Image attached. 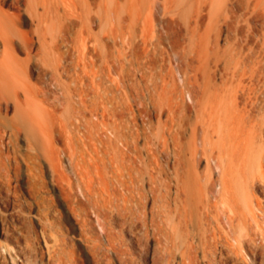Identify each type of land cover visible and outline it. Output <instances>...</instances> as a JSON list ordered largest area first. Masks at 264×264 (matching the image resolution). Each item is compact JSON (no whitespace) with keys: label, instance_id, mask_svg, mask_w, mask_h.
Returning a JSON list of instances; mask_svg holds the SVG:
<instances>
[{"label":"rangeland","instance_id":"374dc122","mask_svg":"<svg viewBox=\"0 0 264 264\" xmlns=\"http://www.w3.org/2000/svg\"><path fill=\"white\" fill-rule=\"evenodd\" d=\"M73 2L0 0V264H178L160 201L177 156L192 163L194 101L207 140L264 155V0ZM251 195L264 227V185Z\"/></svg>","mask_w":264,"mask_h":264},{"label":"bare ground","instance_id":"6f19581e","mask_svg":"<svg viewBox=\"0 0 264 264\" xmlns=\"http://www.w3.org/2000/svg\"><path fill=\"white\" fill-rule=\"evenodd\" d=\"M62 1L69 8H71L75 4L73 0H62ZM29 13L32 18H36V19L38 18L37 14L33 15L30 11ZM38 41L41 46H44L46 43L45 36L39 35ZM2 42H3L4 52L7 55H10L11 57L15 58L16 56L14 54V46L16 45V41L14 35L10 33L7 34L2 38ZM32 43L33 42L29 37L23 36L22 46L25 49V51H27V54H29L28 51L30 50ZM194 103H195L194 105L196 106L194 107L196 108L195 110L196 117L194 116L196 118V119L194 118L195 122L191 120L192 124H190V122H189L190 125L188 124L190 128L188 125L186 126L189 128L188 129L189 131H187V133L189 132V136H188L189 140L187 139L189 141L188 142L189 148H186V150L189 149L188 153L190 154V159L192 163H190V167H188L187 169H185L184 166L181 167L180 164L182 157L180 158V155H178L175 161L177 167L174 164L176 170L174 172L173 177L172 176L170 177V175L165 173L166 174L164 178L165 184L163 183L165 186H164V192L162 191L163 192L162 194L164 195H162L163 196L161 197L162 201L160 202H164L163 204L164 206L163 223L165 228L164 247L166 248L165 252L167 251L166 252V255L168 256L167 262L170 263L171 255L174 252L173 248L174 249L176 248L175 251L179 252L178 264H228L229 259L231 258L230 257L231 254L229 256L228 252L237 255L239 253L242 254V250L245 249L251 252V254L253 255V259H257V258L260 259V261L256 262V264H264V227H262V225H260L261 223H259L258 220H256V211L259 210L263 212V205L258 200L254 201L252 199L253 196L251 195L252 190L255 187H258V184H260L261 186L264 185L263 183L261 184V182H264V172L262 169L264 165L263 164L264 162L262 161L263 159L262 157L264 155L263 156L261 155L262 149L261 152H259L260 155L256 154L259 157L257 156L256 158L255 156H253V158L254 157L256 158L254 159L255 160L254 161L252 160L253 158L248 159L247 158L248 156L247 157L244 156L245 154H247V152L249 153L250 148H248L247 145L244 146L240 145L241 146L240 147L239 144L241 143H239L237 144V146H239L240 148H238L234 142L230 144L227 141V144L226 143L224 144L222 142L223 143L222 144L223 147H222L221 143L218 142V140L216 139L218 144L220 143V146L218 145L219 150L217 149L216 151L215 148H218L215 147V144L217 142L215 143L214 141L216 140H211L212 138H210L209 139L211 141L210 142L209 140L206 139L208 134V129L210 128V127L208 128L207 123L211 122V120L209 119H214L215 121V117L210 118L211 117L210 115H212L210 113L212 111H210L209 112L210 115L208 116L209 121L204 119L208 114L207 112L208 110H206L207 113L205 114L204 107L202 106L203 104L202 102H200V100H195ZM211 109H215V108H211ZM216 115H218L217 112ZM182 119L184 118L182 117ZM215 129L217 131V127ZM220 130L222 131V129H219L218 132H220ZM177 131L179 130L177 129ZM180 132H182V130ZM177 133L179 132H176L174 141L175 140L179 141V137H177ZM218 134L221 136L220 133ZM236 148L241 150L242 153L241 151L239 152L238 149L236 150ZM242 148H244V151ZM221 150L222 153L224 150V152L227 154V156L229 155V157L226 158L225 156L226 154L224 153L225 155L223 154L222 156H224L225 158H222L220 153ZM235 150L237 151L236 153ZM217 152L219 155H215V153L217 154ZM234 154L235 155L237 154V156H235ZM187 159H185L186 162H188ZM202 161H204V163H202ZM257 169L260 170V173L256 172ZM171 180L174 181L173 191L171 190L173 186V185L171 186ZM156 181L154 180V182ZM153 187H155L154 190L156 191L157 189L156 186ZM154 190L152 192L155 193V195H157L158 191L154 192ZM154 198L155 197H153V199ZM155 204L159 205L160 203L155 202ZM156 205L154 207V210L156 207H159ZM163 206H161V208ZM242 209L244 210L246 209V211L248 212V213L246 212L247 216L249 215L247 219H245L246 215H244L245 212L243 213ZM151 211L150 214L152 215L153 212ZM150 219H152V217ZM261 221H264V219ZM86 223L88 222L86 221ZM262 223L264 225V222ZM82 226L84 227L85 224ZM100 227L103 228L104 226L102 225ZM93 243L95 244L98 242L96 240V242L94 241ZM155 247L157 248L158 246L155 245ZM155 247L153 249H155ZM159 249H161L160 246ZM157 251L158 249L155 250V252ZM152 253L153 252H151L150 255L153 256ZM117 254L119 256V253ZM158 255L160 254L158 253ZM152 256H150L151 257L150 263L155 264V260L157 262L158 258L154 259L155 256H153L154 258ZM165 256L163 257L165 258ZM52 261L54 262V260ZM164 263L166 264L165 261ZM170 264H172V261ZM248 264L250 263L248 262Z\"/></svg>","mask_w":264,"mask_h":264}]
</instances>
